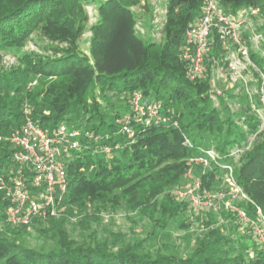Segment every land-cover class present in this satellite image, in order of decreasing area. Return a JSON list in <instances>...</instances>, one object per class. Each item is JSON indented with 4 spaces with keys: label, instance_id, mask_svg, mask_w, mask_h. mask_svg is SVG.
Wrapping results in <instances>:
<instances>
[{
    "label": "trees",
    "instance_id": "trees-1",
    "mask_svg": "<svg viewBox=\"0 0 264 264\" xmlns=\"http://www.w3.org/2000/svg\"><path fill=\"white\" fill-rule=\"evenodd\" d=\"M204 3L166 0L162 38L157 43L141 38L135 29V12H152L146 0H0V55L10 54L14 60L0 70V165L10 156L5 139L20 127L23 107L28 105L33 122L46 132L63 124L105 137L68 159L63 208L106 211L124 202L149 220L153 235L155 228L168 223L188 230L190 225L179 216L190 207L176 200L172 191L187 177L189 160L200 150L212 149L225 157L226 165L237 163L231 167L232 177L248 199L238 207L254 221L258 210L264 218V133L247 97L235 114H225L226 107L220 109L211 98V67L224 57L216 33L210 36L203 78L190 82L180 59L185 31ZM217 4L233 18L243 9L264 14V0H217ZM87 7L95 11L92 24ZM87 32V52H82L79 41ZM33 35L48 42L45 53L26 49ZM248 57L260 87L264 59L252 51ZM134 92L160 104L162 113L178 127L134 126L132 140L117 135L115 121L121 116L106 121L99 97L115 93L128 104ZM102 145L119 149L110 156L95 152ZM210 174L213 170L202 176L203 188ZM8 205L0 195V223H7ZM213 223L208 216L206 232L181 255L167 243L158 245L157 237L115 245L94 234L77 242L54 219L36 220L31 225L51 227L52 248L44 251L25 245L22 237L29 226L7 228L0 231V264H264V247L250 226L239 221L241 229L233 223L229 229L211 228Z\"/></svg>",
    "mask_w": 264,
    "mask_h": 264
},
{
    "label": "built area",
    "instance_id": "built-area-1",
    "mask_svg": "<svg viewBox=\"0 0 264 264\" xmlns=\"http://www.w3.org/2000/svg\"><path fill=\"white\" fill-rule=\"evenodd\" d=\"M156 7L152 10L154 30L162 32L166 8ZM88 10H93L87 7ZM94 11V10H93ZM257 9H243L236 18L223 14L217 0H205L200 15L185 31V44L181 48L180 59L188 69V80L194 82L203 78L206 72L205 58L209 48L212 32H215L221 49L226 55L227 70L230 80L234 83L240 79L250 60L247 49L240 43V33L246 23L255 17ZM95 14V11H94ZM95 21V20H94ZM94 21L92 23H94ZM90 23V24H92ZM137 22L135 29L143 35ZM239 46V54L232 52V46ZM241 57L244 67L236 59ZM242 69V70H241ZM217 75L211 77L212 100L216 102L220 94L216 89L217 81L222 78ZM28 105L23 107V122L5 142L9 145V155L6 162L0 165V195L8 199L9 205L4 210L7 223L12 227L30 226L34 221L58 218L63 209V202L67 193L68 159L76 152L89 150L93 145L100 144L104 138L94 135L86 129H75L66 125H59L50 132H46L33 122ZM115 124L116 134L132 140L135 136L134 126H172L178 127L162 113V106L145 100L141 94L134 92L131 95V114L119 117ZM3 138L0 137V142ZM185 145L190 143L185 140ZM249 147V146H248ZM235 150L232 156L248 149ZM119 149L116 145H102L95 152L110 156ZM225 157L212 149L200 150V155L189 160L191 167L201 168V174L191 182L178 185L172 191L176 200L186 202L191 209L216 213L221 208L233 212L241 225L250 226L254 237L264 247V218L260 211L256 212L257 221L250 219L240 208H231L224 204L225 195L217 193L209 195L203 188L202 176L212 171V165L221 168L226 174L231 186L230 195L241 201H248L242 190L235 184L232 177V168L224 163Z\"/></svg>",
    "mask_w": 264,
    "mask_h": 264
},
{
    "label": "rangeland",
    "instance_id": "rangeland-1",
    "mask_svg": "<svg viewBox=\"0 0 264 264\" xmlns=\"http://www.w3.org/2000/svg\"><path fill=\"white\" fill-rule=\"evenodd\" d=\"M151 5L152 10L156 7L163 6L162 0H146ZM91 8V7H89ZM87 10V9H86ZM258 10L255 17H252L241 30L240 43L244 45L247 52L252 51L260 55L264 59V14ZM89 23H92L96 15L93 10H88ZM139 28L144 32L143 35H138L148 40L153 38L157 43H160L162 38V32L154 30L152 22V12L149 10H138L135 12ZM89 33H85L79 41V49L82 52H87V39ZM49 47V44L39 35H33L31 41L26 45V49L34 50L39 53H45V50ZM239 46L233 45L232 52L238 55ZM6 58H2L0 55V70L8 68L14 62L12 55H5ZM238 57V56H237ZM239 61L241 68L244 67L241 57H238L236 61ZM251 62V61H250ZM226 55L220 62L214 64V68L211 67V77L217 75V70L222 78L217 81L216 89L219 91V95L216 100L219 108L223 110V106L227 111H223L225 114H235L240 112L243 108L244 96L250 100L251 113L257 115L260 119V131L264 133V76H260L261 85L258 86V80L254 75L258 73L252 63L248 65L245 71L240 74V79L236 82L230 80L229 72L227 70ZM206 68V67H205ZM207 70V68H206ZM242 70V69H241ZM35 82L32 83V86ZM221 99V100H220ZM131 100H128L126 104V98L123 95L115 93H109L105 97H99V103L102 107V113L104 119L108 122L112 121L118 114L121 117L131 114ZM223 105V106H221ZM178 123V122H177ZM179 125V123H178ZM236 161L229 164L232 168L236 167ZM214 174H210L204 185V190L209 195L221 193L225 195L224 204L229 205L231 208H239L242 203L236 196L232 198L231 186L228 183L227 174L219 167L212 165ZM201 174V168L198 166L191 167L187 177L179 184L185 182H191L198 178ZM121 207L116 209H107L106 211H96L93 209H78L65 207L61 210L58 218L54 219L57 224H62L68 234V236L77 242L83 241L89 235H96L98 238L108 239V243L115 245H125L127 243H134L143 241L146 239L150 241V237H157V244L162 245L167 243L171 249L177 250L181 255H184L192 248L194 241L201 237L207 230L204 223L211 216L214 223L211 228H217L225 226L226 229L233 223L239 229L240 224L233 212L227 211L223 208L216 213L210 211H201L198 209L189 208L185 214L179 216V220L186 221L190 227L188 230L178 229L176 223H168V226L155 228V233L149 220L140 216L137 211L132 210L129 206L121 203ZM241 209V208H240ZM161 226H165L164 222H158ZM242 227V226H241ZM7 228L15 229L8 223H0V231ZM50 228L46 225H30L25 229V234L22 237L25 245L31 248L47 251L52 248V240L50 236ZM243 228V227H242ZM228 233V232H226ZM238 246V244H237Z\"/></svg>",
    "mask_w": 264,
    "mask_h": 264
}]
</instances>
